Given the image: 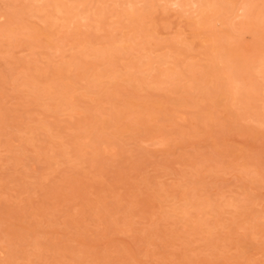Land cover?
Here are the masks:
<instances>
[{
    "label": "rangeland",
    "instance_id": "1",
    "mask_svg": "<svg viewBox=\"0 0 264 264\" xmlns=\"http://www.w3.org/2000/svg\"><path fill=\"white\" fill-rule=\"evenodd\" d=\"M0 264H264V0H0Z\"/></svg>",
    "mask_w": 264,
    "mask_h": 264
}]
</instances>
